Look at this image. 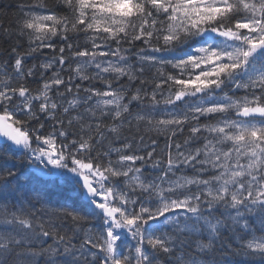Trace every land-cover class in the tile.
Segmentation results:
<instances>
[{
    "label": "snow or ice",
    "instance_id": "snow-or-ice-1",
    "mask_svg": "<svg viewBox=\"0 0 264 264\" xmlns=\"http://www.w3.org/2000/svg\"><path fill=\"white\" fill-rule=\"evenodd\" d=\"M0 138V264H264V0H17Z\"/></svg>",
    "mask_w": 264,
    "mask_h": 264
},
{
    "label": "trees",
    "instance_id": "trees-1",
    "mask_svg": "<svg viewBox=\"0 0 264 264\" xmlns=\"http://www.w3.org/2000/svg\"><path fill=\"white\" fill-rule=\"evenodd\" d=\"M49 5L50 6L55 5V0H49ZM16 14H17V0H0V21L4 23L5 27H7L9 23H14ZM80 43L83 44V40H81ZM47 51L48 50H45V52ZM44 59H45L44 56H40L37 60L34 61L30 60L29 66H31V64L33 63L39 64ZM169 70L171 71V69ZM39 85H40V78L39 76H37L35 80L32 82L31 87L36 88L39 87ZM93 86L98 88H103V85L100 83H94ZM163 146H164L163 138H161L160 147L163 148ZM25 167H27V165H25ZM20 184L25 185L28 189H31L32 187H37V188L39 187V184L36 181H29L27 177H23V176L21 177ZM57 198L58 197L56 196V194L53 193V199H57Z\"/></svg>",
    "mask_w": 264,
    "mask_h": 264
},
{
    "label": "water",
    "instance_id": "water-1",
    "mask_svg": "<svg viewBox=\"0 0 264 264\" xmlns=\"http://www.w3.org/2000/svg\"><path fill=\"white\" fill-rule=\"evenodd\" d=\"M0 139H2V138H0Z\"/></svg>",
    "mask_w": 264,
    "mask_h": 264
}]
</instances>
